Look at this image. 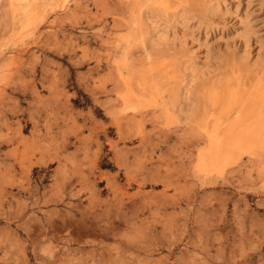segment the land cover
<instances>
[{"label":"rangeland","instance_id":"rangeland-1","mask_svg":"<svg viewBox=\"0 0 264 264\" xmlns=\"http://www.w3.org/2000/svg\"><path fill=\"white\" fill-rule=\"evenodd\" d=\"M38 1L0 0V264H264V0Z\"/></svg>","mask_w":264,"mask_h":264},{"label":"bare ground","instance_id":"bare-ground-1","mask_svg":"<svg viewBox=\"0 0 264 264\" xmlns=\"http://www.w3.org/2000/svg\"><path fill=\"white\" fill-rule=\"evenodd\" d=\"M38 0H10V3H11V6L13 7V9L15 10V11H22L25 15H27V16H30V15H32V14H35L34 12H36V10H38V6H37V3L39 2H37ZM186 1V0H185ZM56 2V1H55ZM168 1L167 0H153V3H155V4H160L161 6H164V7H168L167 6V3ZM52 3V2H51ZM180 3V2H179ZM41 4V3H40ZM42 7V6H41ZM161 9V8H160ZM31 18V17H30ZM34 19V18H33ZM160 34V33H159ZM236 96V95H235ZM235 96H234V98H235ZM234 98H232V99H234ZM238 99V98H237ZM235 100V99H234ZM236 101V100H235ZM234 101V102H235ZM233 102V103H234ZM231 103V102H230ZM235 103H237V102H235ZM234 103V104H235ZM233 104V106L235 107V105ZM251 104V103H250ZM230 105V104H229ZM237 105V104H236ZM227 107V106H226ZM236 109V108H235ZM232 110V109H231ZM230 110V111H231ZM236 111V110H235ZM237 111H238V109H237ZM236 111V112H237ZM232 113V112H231ZM263 117V116H262ZM254 128V127H253ZM257 129H259V128H257ZM256 129V130H257ZM255 130V131H256ZM258 131V130H257ZM248 132V131H247ZM261 132V131H260ZM249 133V132H248ZM251 133V132H250ZM249 133V134H250ZM258 135H260V134H258ZM241 136V135H240ZM240 138V139H239ZM258 136L256 135V133H251L250 135H242L241 137H238V138H236V139H239L240 140V144L244 147H246V146H253L256 142H257V140H258ZM261 138V137H260ZM231 139V138H230ZM238 142V141H237ZM231 144V143H230ZM236 145L237 144H235V146L234 147H236ZM231 147H233V146H230V148ZM227 148V147H226ZM233 149V148H232ZM235 150V149H234Z\"/></svg>","mask_w":264,"mask_h":264}]
</instances>
